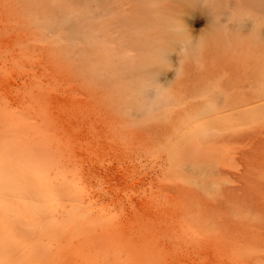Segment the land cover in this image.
I'll list each match as a JSON object with an SVG mask.
<instances>
[{
  "label": "rangeland",
  "instance_id": "obj_1",
  "mask_svg": "<svg viewBox=\"0 0 264 264\" xmlns=\"http://www.w3.org/2000/svg\"><path fill=\"white\" fill-rule=\"evenodd\" d=\"M139 2L0 0V96L14 103V154L46 162L56 181L60 168L61 195L91 200L96 238L127 264H264L261 14L249 0H224L211 25L208 5L187 3L194 49L171 50L180 73L159 99L137 90L133 72L134 38L150 35L134 23ZM31 170L26 188L10 192L18 201L40 191L44 173ZM55 240H12L32 251L15 264H40ZM9 247L0 238V264H13Z\"/></svg>",
  "mask_w": 264,
  "mask_h": 264
},
{
  "label": "bare ground",
  "instance_id": "obj_2",
  "mask_svg": "<svg viewBox=\"0 0 264 264\" xmlns=\"http://www.w3.org/2000/svg\"><path fill=\"white\" fill-rule=\"evenodd\" d=\"M138 1H140L138 6L135 4L137 9L135 10L136 19L134 18V23L138 29H149L150 35L144 39L143 37L140 38L137 35L134 38L132 45L135 53V57L133 59V72L135 76L143 82V84H140L139 88L137 87V90L145 95L151 94L152 96L160 99L162 98L165 90L163 82L166 81L170 75L180 73L179 64L171 63V57L169 56L171 50L176 49L177 51H186L194 49V32L191 30V24H193V21H188V19H186L189 13H187L186 9L183 7L186 6L187 3L192 2L196 4L208 5V10L211 12L208 13L213 14L210 15L211 17L208 16L209 23L211 25H216V23L221 22V20H219L215 14H217L216 12L220 9H224V0ZM249 1L260 12L262 22L264 23V0ZM226 17V20H232L235 23L236 28L239 30L244 27L243 22L245 20H241V17L236 16L231 19L228 15ZM252 29L254 37L263 36L262 26L258 22H254ZM216 32H214L213 37L217 39L216 35L218 33ZM217 36L220 37V35ZM257 41L259 40L257 39ZM206 43L208 44V42ZM216 45L219 46L218 44ZM234 45L235 44H233V46ZM218 48L219 47H217V49ZM210 49H213V47H210ZM221 51L222 50H219L218 52ZM213 52L214 51L212 50L211 53ZM211 53H208V55ZM218 54L221 55V53ZM226 62L222 63L220 66L222 67L223 64L226 65ZM218 63H220V61H218ZM238 87L240 86L238 85ZM187 91L188 90H186V92ZM6 94L5 97H7ZM13 107L14 103H6L0 96V195H6L4 198L0 196V238L10 244L8 254L11 257L13 264L17 262L15 257L19 253L27 255L32 251L25 247L13 246L11 241L20 237H25L31 240L34 236H37L38 234L41 235L42 233H46L51 237V239L52 237L55 238L56 243L54 245V250L51 251L40 264H127L125 260H119V255H117L114 251H112L113 253H109L106 247L96 238L95 234L98 233L97 231L99 229L95 226V224L91 223L90 216L93 213L88 210L89 208H93L90 207L91 200L85 199L83 196L80 198L73 195L71 192H66L64 196L61 195V190H63L64 186L67 187V183H65L64 180L65 174L62 173L60 168H56V170L61 171L62 176L61 178H57V174H55V179H59V181H56L52 176L54 170L53 167H49L48 169V167L45 166L46 162L42 163V161L34 165L31 159L26 155L21 156L20 154H14L15 150H13V148H16V146L13 147L12 144L15 138L12 135L13 126H11L13 124V119L9 111ZM11 155H13L14 158L11 157ZM32 168H37V174L41 172L44 173V175L41 174V178L38 177V180H35L36 183L40 185V191L38 189L37 190L39 192L31 189V192L20 193L18 197L21 198V200L18 201L19 199L13 198L10 192L13 187H16L17 189L26 188V186L24 187V184L26 183L25 173H31ZM83 172L84 171H82V173ZM58 175H60V173H58ZM77 176L79 177V174ZM71 177L69 176V179H72ZM80 177L82 178V176ZM31 179L33 180V177ZM73 179H75V177ZM69 182L68 185L73 183ZM74 182L78 183V181ZM81 182L83 184V181L80 180L79 183ZM79 185L81 184H78V186ZM70 186H72V184ZM74 186L76 187V185ZM80 187H82V185ZM66 189L70 190V188ZM61 196L65 197L66 200ZM65 215L68 216L65 218H69L70 222L66 223L61 228L56 227L53 223H55L57 217Z\"/></svg>",
  "mask_w": 264,
  "mask_h": 264
}]
</instances>
